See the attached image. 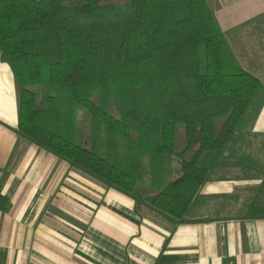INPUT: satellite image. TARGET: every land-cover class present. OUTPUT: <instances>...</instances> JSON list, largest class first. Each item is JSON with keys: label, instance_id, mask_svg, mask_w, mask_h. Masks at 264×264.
<instances>
[{"label": "trees", "instance_id": "obj_1", "mask_svg": "<svg viewBox=\"0 0 264 264\" xmlns=\"http://www.w3.org/2000/svg\"><path fill=\"white\" fill-rule=\"evenodd\" d=\"M213 22L208 0H0L19 134L138 202L150 188L155 211L193 221L215 174L248 171L244 122L264 104V83Z\"/></svg>", "mask_w": 264, "mask_h": 264}, {"label": "crops", "instance_id": "obj_2", "mask_svg": "<svg viewBox=\"0 0 264 264\" xmlns=\"http://www.w3.org/2000/svg\"><path fill=\"white\" fill-rule=\"evenodd\" d=\"M208 2L212 30L264 83V0ZM18 122L17 77L0 52V264H264V104L242 145L248 171L215 174L190 222L155 211L150 188L138 202L74 169Z\"/></svg>", "mask_w": 264, "mask_h": 264}, {"label": "rangeland", "instance_id": "obj_3", "mask_svg": "<svg viewBox=\"0 0 264 264\" xmlns=\"http://www.w3.org/2000/svg\"><path fill=\"white\" fill-rule=\"evenodd\" d=\"M69 3H72V2H79V0H67ZM80 114V116H82L83 117V119H84V121H83V126H84V128H85V135H86V138L88 139L89 138V136H90V134H89V132H90V126H91V123H90V115H89V113H79ZM251 115H252V110L251 109H249L248 110V112H247V115H246V118H245V122H244V124H245V126H251L250 124H248L249 123V121H250V117H251ZM252 124V123H251ZM178 127L180 128V127H184V125L183 124H179L178 125ZM178 139H180V138H178ZM177 146L179 145V142L177 141V144H176ZM229 171H232V170H229ZM221 173H223L224 174V171L223 172H221ZM222 175V174H221Z\"/></svg>", "mask_w": 264, "mask_h": 264}]
</instances>
